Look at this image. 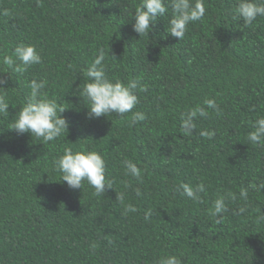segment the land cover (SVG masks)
<instances>
[{
	"label": "trees",
	"instance_id": "16d2710c",
	"mask_svg": "<svg viewBox=\"0 0 264 264\" xmlns=\"http://www.w3.org/2000/svg\"><path fill=\"white\" fill-rule=\"evenodd\" d=\"M140 2L0 0V58L20 43L42 57L23 74H0L11 104L0 115V264H157L167 255L182 264H264V189L255 190L264 184V148L247 139L264 117V17L244 26L237 0H205L204 19L182 40L167 33L171 13L141 37L131 17ZM100 49L109 79L144 86L132 110L143 120L88 118L79 92ZM32 80H46L44 94L66 108L68 135L44 144L8 128ZM197 107L209 115L183 135L181 116ZM66 147L99 152L113 188L100 196L87 182L70 189L54 165ZM127 160L142 180L125 175ZM182 184L205 190L192 200ZM229 192L236 199L216 223L213 202ZM120 193L135 211L125 214Z\"/></svg>",
	"mask_w": 264,
	"mask_h": 264
},
{
	"label": "clouds",
	"instance_id": "9594fccd",
	"mask_svg": "<svg viewBox=\"0 0 264 264\" xmlns=\"http://www.w3.org/2000/svg\"><path fill=\"white\" fill-rule=\"evenodd\" d=\"M205 0H141L136 7L134 16L135 23L133 30L141 37L149 36L153 26L161 18H165L171 13V19L167 24V33L182 40L191 23L202 21L206 14ZM235 16L244 21V26H251L257 17H264V0H237L235 6ZM105 52L99 50L98 56L94 59L91 66L86 70L85 77L87 82L83 85L79 95L83 96L90 103L88 118H99L102 115L109 116L116 114L123 118L125 114L132 113V121L144 119L143 114L132 112L139 103V98L135 90H145L137 80H129L127 84L120 80L109 79L106 73ZM42 57L35 45L18 44L12 55H5L0 58V64L10 71H0L2 73L14 72L23 74L33 65L40 64ZM47 84L46 80H32L28 87L31 89L26 102L16 113L14 120L8 128L17 134L23 135L30 133L33 138L40 139L47 144L65 135L69 122L61 114L66 108L58 106L55 99H49L42 91ZM8 79L0 75V115H9V93ZM208 109H213L220 113L219 106L215 100L205 101ZM208 111L203 107L194 108L181 116L180 132L183 135H192L196 129L195 119L197 117L207 118ZM253 130L248 133L247 139L253 145L264 148V117L257 118L252 123ZM201 136L211 139L215 132L202 131ZM126 169L125 175L131 176L136 180H142V169L131 160L124 161ZM55 168L62 174V181L66 182L70 189H82L84 182L94 188V194L100 196L108 189L113 188V181L106 178V160L95 150L81 148L74 151L71 147H66L63 154L54 161ZM182 194L189 199L198 200L199 194L203 192L204 185H197L195 188L189 184H182ZM264 189V184L256 186L257 191ZM179 190V189H178ZM137 196H142L139 188L135 189ZM240 198L248 199V190L245 188L240 192ZM117 199L124 206L125 214L135 211L131 204H125V195L120 193ZM236 196L229 192L216 198L213 202V213L217 218L216 223L223 219L222 214L229 211L227 201H234ZM240 211H244L240 209ZM151 215L149 210L146 218ZM92 244L91 248L95 249ZM157 264H182L176 255L161 257Z\"/></svg>",
	"mask_w": 264,
	"mask_h": 264
}]
</instances>
